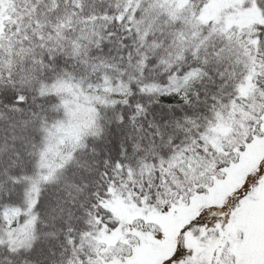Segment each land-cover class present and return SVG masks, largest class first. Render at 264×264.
Instances as JSON below:
<instances>
[{
	"label": "snow or ice",
	"instance_id": "snow-or-ice-1",
	"mask_svg": "<svg viewBox=\"0 0 264 264\" xmlns=\"http://www.w3.org/2000/svg\"><path fill=\"white\" fill-rule=\"evenodd\" d=\"M0 264H264V0H0Z\"/></svg>",
	"mask_w": 264,
	"mask_h": 264
}]
</instances>
